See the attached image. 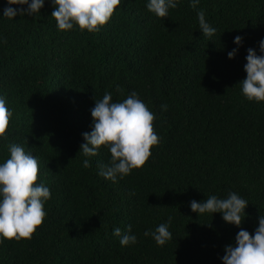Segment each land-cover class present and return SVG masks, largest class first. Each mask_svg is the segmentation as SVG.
<instances>
[{
	"label": "trees",
	"instance_id": "trees-1",
	"mask_svg": "<svg viewBox=\"0 0 264 264\" xmlns=\"http://www.w3.org/2000/svg\"><path fill=\"white\" fill-rule=\"evenodd\" d=\"M148 2L121 0L90 33L59 30L51 0L40 13L13 19L0 0V96L13 113L0 163L10 158L9 145L22 146L36 156L37 183L51 193L31 239L0 238V264H223L241 229L255 234L264 215V102L249 101L239 82L247 50L264 55V0H199L196 9L177 0L165 18ZM200 10L216 29L212 37L199 28ZM105 92L112 102L136 92L155 114L160 141L142 168L117 182L99 175V165L110 164L108 147L79 153ZM229 192L249 202L240 226L219 212L191 210L192 200ZM169 218L172 239L164 246L144 235ZM117 227L137 242L122 246Z\"/></svg>",
	"mask_w": 264,
	"mask_h": 264
},
{
	"label": "clouds",
	"instance_id": "clouds-1",
	"mask_svg": "<svg viewBox=\"0 0 264 264\" xmlns=\"http://www.w3.org/2000/svg\"><path fill=\"white\" fill-rule=\"evenodd\" d=\"M57 28L61 31L72 30L78 26L81 32H99L112 18L121 0H51ZM45 0H7L9 5L3 10V16L13 19L17 14L23 16L40 13ZM28 5L27 9H16L11 5ZM199 0H191V7L197 8ZM177 0H149L147 8L159 18L168 16L169 8H176ZM199 28L204 37H212L216 29L206 21L205 13H197ZM6 42V41H5ZM243 38L236 36L234 43L242 45ZM260 52L264 53V40L259 42ZM238 49L228 52L230 59L235 58ZM244 70L245 79L239 83L242 93L249 101L264 102V55H257L255 49L247 50ZM117 91H120L117 86ZM166 111L167 105H161ZM94 121L93 130L83 133L85 143L81 144L79 153L85 157L98 154L101 146L109 148L110 164L99 165V175L117 182L130 175L132 170L142 168L159 144V137L154 130L155 114L132 92L122 102H112V95L105 92L102 99H97L91 110ZM13 113L6 106V100L0 96V138L7 139V130ZM10 158L0 163V238L20 241L31 239L37 228L42 226L46 211L44 202L50 199V189L38 184L39 164L36 156L25 152L18 144L9 145ZM83 166H91L90 160H83ZM248 201L236 192H229L227 198L208 196L203 202L192 200L190 207L200 215L205 213H222L225 222L240 226L246 216ZM171 223H161L155 231H145L151 235L157 245L164 246L172 239L168 229ZM131 232V225L128 226ZM113 234L120 237L122 246L135 244V235L122 234L119 227ZM223 264H264V215L259 218L255 234L241 229L235 237V245L225 246Z\"/></svg>",
	"mask_w": 264,
	"mask_h": 264
}]
</instances>
